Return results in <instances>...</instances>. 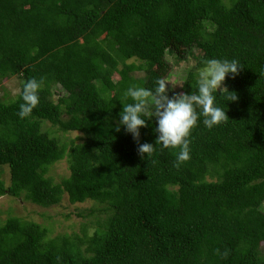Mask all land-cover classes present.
<instances>
[{"label":"trees","instance_id":"1","mask_svg":"<svg viewBox=\"0 0 264 264\" xmlns=\"http://www.w3.org/2000/svg\"><path fill=\"white\" fill-rule=\"evenodd\" d=\"M186 48L201 53L199 66L243 67L225 80L238 96L225 105L229 120L209 130L201 119L177 167L178 149L138 153L155 143L154 118L138 141L115 129L127 89L154 88L167 52ZM13 78L15 96L3 86ZM31 78L44 80L40 103L20 119ZM196 85L187 72L181 94ZM64 159L69 176L55 182L49 169ZM3 168L0 197L42 209L66 197L104 216L81 237L1 221L0 264H264V0H0Z\"/></svg>","mask_w":264,"mask_h":264},{"label":"clouds","instance_id":"2","mask_svg":"<svg viewBox=\"0 0 264 264\" xmlns=\"http://www.w3.org/2000/svg\"><path fill=\"white\" fill-rule=\"evenodd\" d=\"M242 64L237 59H205L197 70L196 89L190 94L177 93L169 96L172 89L164 79H158L152 89L129 87L124 93L125 99L131 103L122 104L119 113V126L138 141L140 129L147 127L149 118H154L157 134L154 145L139 144L138 153L146 158L155 153L157 146L160 151L178 149L176 166L190 159V135L201 121L205 128L211 130L228 121L225 111L227 103L236 102L238 96L225 86L226 77L235 78ZM44 80L31 78L23 82L19 96L20 119L29 117L40 103L39 91ZM219 93V94H218Z\"/></svg>","mask_w":264,"mask_h":264},{"label":"rangeland","instance_id":"3","mask_svg":"<svg viewBox=\"0 0 264 264\" xmlns=\"http://www.w3.org/2000/svg\"><path fill=\"white\" fill-rule=\"evenodd\" d=\"M201 53L197 49H184L181 56L173 51H168L165 56V62L169 66V72L164 78L170 84L167 86L172 89L169 92L171 97L174 94L181 93L183 80L187 72H196L199 66ZM134 80L142 79L143 74L131 73ZM20 81L17 78L10 79L3 86L15 96L19 93ZM49 126V125H47ZM45 129V128H44ZM76 134L60 135L62 141L75 138ZM49 176L55 182H59L62 178L69 176L68 164L66 159L54 164L49 169ZM0 178L7 184L9 180V172L6 168L2 169ZM102 207L92 203H84L81 205H71L64 197L59 205L49 209H42L34 206L21 199H14L8 196L0 197V222L8 218H19L23 221L34 222L49 231V237H57L63 235H90L97 227L98 219L103 218L104 214L100 211Z\"/></svg>","mask_w":264,"mask_h":264}]
</instances>
